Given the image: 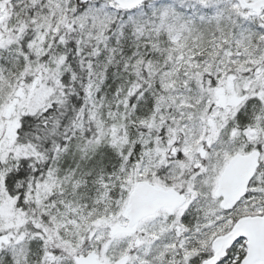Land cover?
Instances as JSON below:
<instances>
[{
    "label": "snow or ice",
    "instance_id": "1",
    "mask_svg": "<svg viewBox=\"0 0 264 264\" xmlns=\"http://www.w3.org/2000/svg\"><path fill=\"white\" fill-rule=\"evenodd\" d=\"M0 264H264V0H0Z\"/></svg>",
    "mask_w": 264,
    "mask_h": 264
}]
</instances>
